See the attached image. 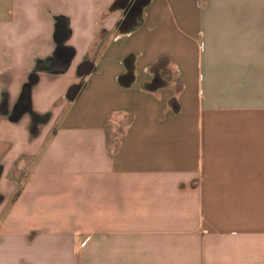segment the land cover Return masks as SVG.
<instances>
[{
	"label": "crops",
	"instance_id": "crops-1",
	"mask_svg": "<svg viewBox=\"0 0 264 264\" xmlns=\"http://www.w3.org/2000/svg\"><path fill=\"white\" fill-rule=\"evenodd\" d=\"M124 1L0 0V264H264V0Z\"/></svg>",
	"mask_w": 264,
	"mask_h": 264
},
{
	"label": "water",
	"instance_id": "water-1",
	"mask_svg": "<svg viewBox=\"0 0 264 264\" xmlns=\"http://www.w3.org/2000/svg\"><path fill=\"white\" fill-rule=\"evenodd\" d=\"M151 2H152V0H134V1H132V3H133L132 9H131L132 12L130 15H128V17L124 21V24L122 27L124 29H129V28L134 27L136 22L140 18L143 17L145 9L151 4ZM130 3H131V0L116 3L114 5V8L125 7V6H128ZM92 68H93V64L91 62L87 61L86 63H84L82 66L83 70L80 72L79 77L83 79L86 76H88L92 72ZM122 78L125 79V77H122ZM132 82H133V80H130L129 85H131ZM119 83L122 84L120 79H119ZM83 87H84V84L82 82L79 84L73 85L68 92V95H67L68 100L71 102L76 100V98L80 94Z\"/></svg>",
	"mask_w": 264,
	"mask_h": 264
},
{
	"label": "rangeland",
	"instance_id": "rangeland-1",
	"mask_svg": "<svg viewBox=\"0 0 264 264\" xmlns=\"http://www.w3.org/2000/svg\"><path fill=\"white\" fill-rule=\"evenodd\" d=\"M12 156H14V155H12ZM8 158H11V157L9 156ZM9 160H10V159H9ZM28 162H31V161L28 160ZM26 172H27V171H26ZM26 172H23V176H22V178H23L22 180H23V181H22V182H24V180H25ZM13 177H14V171H12L11 174H10V178L13 179ZM21 189H22V186L20 185V187L18 188L17 192H19ZM17 192L14 194V198L16 197ZM41 203H42L43 206L51 205L48 201H43V202H41ZM40 220H41V219H40ZM88 254H89L88 256L93 257V255H94V249L91 248V249L89 250Z\"/></svg>",
	"mask_w": 264,
	"mask_h": 264
},
{
	"label": "flooded vegetation",
	"instance_id": "flooded-vegetation-1",
	"mask_svg": "<svg viewBox=\"0 0 264 264\" xmlns=\"http://www.w3.org/2000/svg\"><path fill=\"white\" fill-rule=\"evenodd\" d=\"M134 3V2H133ZM133 5V4H132ZM130 12V11H129ZM129 12H127V14H129ZM126 73V77H127V79H130V80H132V78H133V75H132V68H129V70L127 71V72H125Z\"/></svg>",
	"mask_w": 264,
	"mask_h": 264
},
{
	"label": "trees",
	"instance_id": "trees-1",
	"mask_svg": "<svg viewBox=\"0 0 264 264\" xmlns=\"http://www.w3.org/2000/svg\"><path fill=\"white\" fill-rule=\"evenodd\" d=\"M19 194H20V191H19V192H17V195H16V197H17ZM16 197L14 198V200L16 199Z\"/></svg>",
	"mask_w": 264,
	"mask_h": 264
}]
</instances>
